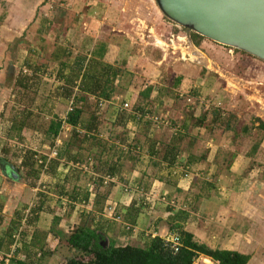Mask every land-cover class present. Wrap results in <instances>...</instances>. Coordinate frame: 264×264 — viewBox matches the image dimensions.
Segmentation results:
<instances>
[{
    "label": "crops",
    "instance_id": "obj_1",
    "mask_svg": "<svg viewBox=\"0 0 264 264\" xmlns=\"http://www.w3.org/2000/svg\"><path fill=\"white\" fill-rule=\"evenodd\" d=\"M113 14L112 8L101 0H0V114L5 104L10 102L15 109L21 111L42 109L48 119L53 116L63 119L72 100L60 95L67 91H71L73 95L87 94V101L92 100L95 104L97 98L92 93L97 94L98 90L83 92L79 90L78 84L84 71L94 78L111 79L108 65L119 68L121 75L113 79L115 91L112 98L109 101H99L105 111L104 118L114 121L117 109H124L121 104L134 103L139 91L151 85L150 97L154 101L147 106L150 109L145 110L151 111L150 114L155 112L154 115L167 117L169 123H176L174 126L181 124L185 129L189 127L188 116L192 113V116L197 117L200 107L186 105L187 109L183 110L180 106V101L183 100L178 97L181 93L179 86L191 87L193 90L190 93L199 96V91L208 86L214 85L218 89L234 80L218 69L210 70L207 67L210 59L199 50L201 56L198 59L201 60L196 64L190 62L192 60L186 62L180 52L176 57H171L167 52L156 51L146 40L137 42L126 30L115 27ZM187 40L184 43L186 49L194 57L198 52L192 49L196 50V47L190 38ZM169 50L168 48L167 51ZM39 54L41 58L38 57ZM168 60L176 61V64L170 65V70L174 66L177 72L172 74V88L162 86L165 80L162 82V65ZM248 63L250 68L254 65V61ZM37 66L38 72L33 73L32 68ZM103 72L105 73L102 74ZM20 79L27 82L29 79L41 81L25 91L22 86H14ZM45 83L49 85L42 89L41 86ZM169 89L174 91L172 95ZM222 89L229 90L227 86ZM25 93L30 94L33 100L16 104L15 100L20 99L19 96L23 99ZM33 94L46 96V103L34 104ZM119 99L124 101L118 103ZM214 99L210 101L215 105ZM155 106L161 109L153 111ZM84 107L87 109V106ZM137 114L132 121H126L128 140L138 133L137 121L140 117ZM169 115L175 118L172 119ZM10 127V120L0 116V165L3 162L13 165L20 176L18 180H12L0 166V240L7 237L5 231L10 224L17 225V229L13 231L14 242H4L0 247L6 256L5 264L14 257L25 260L26 264H64L72 254L66 244V235L91 211L94 198L91 192L88 202H72L67 195L73 189L80 190L78 192L93 190L92 180L96 177L88 172L92 162L79 168L64 156H57V152L62 151L63 144L70 139L72 127L68 124L62 125L53 145L46 140L43 132L37 130L23 129L19 136H10ZM151 128L158 133L162 128L170 129V126L151 124ZM104 130L102 138L112 142L113 137L108 136L113 131L110 133L109 130ZM180 130L181 133L184 132L182 128L179 132ZM75 131L82 132L80 127H76ZM188 133L185 136H189ZM221 133L218 140L211 136L204 140L197 136L189 137L191 141L205 143L206 156L205 161L188 164L186 177L179 173L180 167L187 163L186 152L178 156L177 163L172 167L175 175H170V168L152 165V155L147 151L148 145L156 142L155 147H158L157 144L163 141L154 138L155 135H151L149 131L146 137L140 136L142 151L137 162L133 167L123 166L121 177H113V184L104 204V208L110 205L122 212L131 204L138 206L136 223L131 225L119 222L106 212L100 215L93 213L97 221L101 216L98 226L108 243L112 241L119 245L117 242L121 237L123 244L143 246L154 236L161 237L168 230L178 232L175 227H179L192 234L194 241L211 249L248 255L246 264H264V215L260 214L258 205L254 204V192L261 184L254 181L252 173L246 174V170H243L250 157L254 159V151L246 152L237 147L238 133L223 127ZM26 150L35 151L38 160L43 161V170L36 180L26 176L25 170L19 167ZM76 152L77 147H72L71 154L74 156ZM190 152L197 158L201 156ZM40 157L46 158V161ZM77 157L85 159V152L80 151ZM123 158L121 163L124 164ZM224 159L234 161L223 168L221 165L225 162ZM49 160L52 161L48 169ZM239 163L243 165L236 166ZM252 167L251 163V171L254 170ZM243 172L246 176L241 179ZM210 174L217 184L216 191L196 201L198 189L194 186V181H211L204 177ZM181 202L183 205H180ZM181 208L187 213L184 219L176 215ZM94 226H97L95 220ZM36 239H42L44 250L48 253L42 255L39 252L36 244L34 245L37 243ZM58 256L62 259L58 260ZM202 261L218 264L204 255H198L195 259L199 264Z\"/></svg>",
    "mask_w": 264,
    "mask_h": 264
},
{
    "label": "trees",
    "instance_id": "obj_2",
    "mask_svg": "<svg viewBox=\"0 0 264 264\" xmlns=\"http://www.w3.org/2000/svg\"><path fill=\"white\" fill-rule=\"evenodd\" d=\"M200 38L203 37L193 32L191 40L194 45L198 44V39ZM107 67L109 75H111V79L94 78L87 71H84L80 78V83L78 84L80 91L98 90L97 94L92 93L94 98H97V100L95 101V108H91V112L87 115V119H83V116L86 112L84 106L87 105L89 95H73L71 94V91H67L60 95H63L62 97L64 98L72 100L64 118L61 119L57 116H53V118L48 120L46 126H44L42 122L43 116L38 114L42 112V109L35 113L29 109L21 111L15 109L16 107L14 108L12 104H6L3 112L0 114V116L9 119L11 122L10 136H19L23 129L37 130L46 135V140L50 143V145L54 144L53 141L59 134L62 125H70L72 127L70 139L63 144V147L61 148L62 151L57 152V156H64L67 161H72L73 165L79 168H83L85 165L88 166V163L90 161L92 162L88 172H92L96 177L92 180L93 190L90 192L86 190L78 192L80 190L73 189L68 192L69 194L67 193V197L72 202H88L91 192L94 194V198L91 203L92 212L89 211L85 214L80 224L75 226L69 234L66 235V244L72 254L66 258L64 264H194L198 255H204L213 261H216L218 264H246L249 259L248 255H244L236 251L211 249L204 244L194 241L192 234L181 230L179 227L175 228L181 236L182 244L176 253L173 252L172 249L164 243L161 237L158 236H154L148 244L143 246L132 245L129 243L115 245L112 241L105 245L104 240L106 236L100 226H98L101 216H99L97 221L93 213L95 212L99 215L102 212L110 213L115 220L132 225L136 223V219L139 214V207L131 204L124 212L120 211V209H117L116 207L112 208L110 205L104 208L110 186L113 184V180L104 184V178L107 176L111 178L121 177L120 173L123 166L126 167V165H129L130 163L131 165L129 166L133 167L137 162L142 151L140 140L141 138L146 137L147 133L146 130H138V133H136L131 140H128L126 121L129 119L132 121L137 113L143 115V112H151L147 109L145 110V108H149L147 106H150L154 101L150 97L152 86H145L139 91L136 101L128 104V112H126V109H122L119 113H117L115 120L111 122L117 132L114 135L111 134L108 136L110 138L113 137V141L108 142L107 139H103L101 134L102 130L107 128H104V124L106 123L99 117V114L102 111L99 101H109L112 98L115 91L113 79L121 75V70L119 68H112L108 65ZM33 68L32 72L37 73L39 67L37 66ZM104 73L105 72L102 74ZM40 81V79H29L27 82L25 79H20L14 86H22V88L27 91L26 88L33 87ZM25 94L26 95H23V99L19 96L20 99L15 100L16 104L20 105L24 102L27 103L28 101L30 102L33 100L29 94ZM212 107L213 106H209L205 108L204 113L201 116L195 117L192 116V114L188 116V128L202 127L210 131L212 127H214L217 123L219 125L220 122L222 123L223 129L237 133L238 131L235 124H233V121L230 118L226 119L223 117L219 108L216 109ZM210 111H212V113H210ZM22 112H24V114H22ZM207 114L212 115L209 123H205ZM256 120L259 121L260 127L264 128L263 122L257 118ZM137 125L139 129L140 127L146 128L151 126V122L140 117L137 121ZM172 125L174 126L177 124L170 123V126ZM76 127H80L82 132H76ZM178 127L179 129L182 128L184 132L177 133L179 132L178 129V131L175 132V135H171L168 142H159L157 144L158 147H155L156 142H153L151 145H148L147 151L152 155V165L158 164L163 165V167L167 169L170 168V175H175L172 167L177 163L178 156L182 152H186L187 163L180 167L181 170L179 172L180 175L186 177L188 176L187 174L189 171L188 164L204 160L206 155H201L200 158H197L190 152V150H187L186 148L182 149L180 146V140L185 136V133L188 132V128L185 127L184 129V126L181 124ZM242 130L244 132L248 131L246 127ZM112 131L114 130L112 129L110 133H112ZM140 136L141 138H139ZM257 145L258 144L256 143V146ZM74 146L77 147V152L76 155L73 156L71 151ZM123 146L125 147V152H123ZM252 150H254V146ZM80 151L85 152V159L83 160H81L80 157H77ZM122 157H124V164L121 163ZM40 158L46 161V158ZM38 159L39 158L35 151L26 150L24 151L19 164V167L25 170L26 176L32 177L34 180L39 177L40 172L43 170V161L39 164ZM51 161L52 160L48 161L47 168L48 166L49 168L51 167ZM194 186L198 189V192L195 194L196 201L201 197L214 193L217 188V184L207 180H195ZM177 191L180 192V190ZM145 192L147 191L145 190ZM180 205H183L182 202ZM181 209L182 210H178L176 215L180 219H184L186 218L187 213L186 210L183 208ZM94 220L97 222V226H94ZM16 227L17 225L13 223L7 227V230L5 231L7 237L0 240V247L4 242L8 244L14 242L13 231L17 229ZM36 241L37 243L35 242L34 245L36 244L35 247H38L39 252L42 255L48 253L44 250L42 239H36ZM5 258V254L1 252L0 248V264H5ZM9 263L26 264L25 260H21L20 258L16 259L15 257L11 258L8 264Z\"/></svg>",
    "mask_w": 264,
    "mask_h": 264
},
{
    "label": "rangeland",
    "instance_id": "obj_3",
    "mask_svg": "<svg viewBox=\"0 0 264 264\" xmlns=\"http://www.w3.org/2000/svg\"><path fill=\"white\" fill-rule=\"evenodd\" d=\"M101 1L106 5H108L110 8H112L114 12L112 18L115 17V23H114L115 27L126 30L131 36H133L136 39L137 42H143L144 40H146L151 44L152 48H154L156 51L158 50V52L160 51L167 52L170 54L169 56L171 57L172 56L176 57L180 52L181 53L180 56L182 58H185L186 62H188V60H192L190 62H195L196 64L199 63L201 60L198 59V57L201 56L199 55L200 54L198 52L199 50L210 59V64H208L207 66L210 70L218 69L224 75L232 77L234 79L232 81H228L227 85L224 84L222 86V88H225L227 86L229 88L228 91H224L221 87L217 89L214 85L213 86L211 85L205 88L204 90L199 89L200 91L198 95L208 101H210V99L215 98L216 99V100L214 99L215 103L218 104L219 107L213 106L212 108H216V109L219 108V111L223 114V117H225L226 119L230 118L233 121V124H235L236 126V129L238 131L237 133L239 134V137L236 141L237 147L239 146L240 149H243L246 152L254 151V159H251L250 157L248 163L245 166V169L243 170H246L245 172L246 174L248 172L252 173L254 175V181L257 184H261L260 187L259 188L257 187L254 192L255 194L254 204L258 205L260 214L264 215V128H261L259 121L256 120V118L260 119L264 124V61L250 54H247L241 50L216 43L205 37L198 39V44L195 45L196 50L192 49L194 50V52L196 53L198 52V53L196 54V56L193 57L191 51L186 49V46L184 44L188 41L187 38L191 39L193 32L187 30L186 28H183L182 26H179L178 24L166 18L159 10L155 0H101ZM55 2H58V0H55ZM44 43L45 42H43V44ZM35 44L36 46H38L37 42H35ZM38 47L40 48V46ZM168 48L171 51L173 50L176 51L175 52H171L170 50L167 51ZM11 51H14V49H11ZM38 57L41 58L40 54ZM248 61L249 62L254 61V65L252 64L251 68ZM174 64H176V61L169 62L168 60L166 64L162 65L161 74L164 76L162 82L165 79L162 86L166 85L167 86L166 88H172L174 85V81H172L173 79L172 74H176L177 72L174 66L172 67V70H170V65L172 66ZM4 82L5 85H7L6 84L8 83L7 80H5ZM48 85L49 84L45 83L41 87L42 89H46ZM178 89L184 95L186 94L193 95L192 93H190V90H193L191 89V87H186V85H184L181 87L179 86ZM169 92H171L172 95L174 91L172 90L170 91L169 89ZM33 97H34V104L41 105L46 103L47 98L42 94L37 96L33 95ZM119 100L120 101H118V103L119 102L122 103L124 101L122 99ZM93 103L94 102L92 100L87 101V105H86L87 109H85L86 112L83 116L84 118H87V115L89 114V112H91V108L95 106V104ZM7 104H10V102H8ZM122 105L123 104H121V107ZM180 106L183 108V110L187 109L184 101H180ZM195 106H198V104ZM199 107L200 108L196 113L197 117L201 116L206 108V107L204 108L202 105L201 106L199 105ZM122 108L126 109V112H128L127 111L129 109L128 106ZM160 109L161 108L159 106H155L154 108H152V110L156 112H158V110ZM119 111H121V108L117 109V113H119ZM34 112L37 113L38 111L36 110ZM210 113H212V111H210ZM38 114L43 116L42 122L43 125L46 126L49 120L47 117H45L46 113L40 112ZM154 114L155 112L151 113V116H153ZM104 115H105V111L103 109L99 114V117L102 118L103 121L106 123L104 124V128H107L110 132L113 129L114 131L112 134L113 135L116 134L117 132L115 131V128L111 124V122L113 121L107 120L106 118H104L105 117ZM169 116H171L172 119L175 118L173 115H169ZM211 116H212L211 114L206 115L205 123L210 122L212 118ZM144 118L148 119L146 116ZM165 118L168 119L167 117ZM175 121H178V119L177 120L175 119ZM216 125L212 127L210 131L208 129L201 127H198V129L188 128V132L190 133V135L181 138L180 140L181 148L182 149L186 148L187 150L195 152L198 155H206L205 143L201 141L199 142L191 141L189 137L192 135L199 137L200 140H204L207 137L211 136L218 140L219 135L222 134L221 133L222 123L219 122V125L218 123ZM244 127H246L248 131L244 132L242 130ZM173 128L174 126H170V129L162 128V130L156 133L155 130L153 131L154 128L152 129L151 126H149L146 128L140 127L139 131L146 130V133H148L149 131L151 135L152 134L155 135L153 136L154 138L156 137L159 140H162L163 142H168L170 140L171 135H175L174 132H177L174 131ZM181 132L182 131L180 130V132L177 133H181ZM256 143L258 144L257 146ZM253 146H254V150H252ZM223 161L225 162H223L221 166L224 168L226 167V165H228V163L231 164L234 161V159L233 160L224 159ZM251 163L253 164L252 167V169H254L253 171H251L250 168ZM129 165L131 164L129 163ZM238 165L242 166L243 164L239 163L236 166ZM245 173L243 172L242 176H240L241 179L242 177L244 178L246 176ZM204 177H207L206 179H210L211 182L215 183V181H213L214 180L213 175L211 174L209 176L204 175ZM243 185L244 184H242V186ZM179 196L182 197L181 194ZM120 238L117 243L119 245H122L124 241ZM60 257L61 256L57 257L58 260ZM61 259L62 258H60V260Z\"/></svg>",
    "mask_w": 264,
    "mask_h": 264
},
{
    "label": "water",
    "instance_id": "obj_4",
    "mask_svg": "<svg viewBox=\"0 0 264 264\" xmlns=\"http://www.w3.org/2000/svg\"><path fill=\"white\" fill-rule=\"evenodd\" d=\"M172 22L216 43L264 61V0H155ZM4 174L20 178L17 168L3 162ZM7 167V171H6ZM105 245L108 240L105 239Z\"/></svg>",
    "mask_w": 264,
    "mask_h": 264
},
{
    "label": "built area",
    "instance_id": "obj_5",
    "mask_svg": "<svg viewBox=\"0 0 264 264\" xmlns=\"http://www.w3.org/2000/svg\"><path fill=\"white\" fill-rule=\"evenodd\" d=\"M178 97L180 99H182L184 101V103L188 106H195V105H202L204 108L206 107H209V106H218V104H213L212 101H208L206 99H204L203 97L201 96H193V95H184L182 93H179L178 94ZM99 105L101 106V103H99ZM128 104L124 103L123 104V107H127ZM138 116H140L139 114H137ZM143 115H145L148 120L151 122V124H154V125H162V126H170V123H169V120L166 119L165 117L163 116H156V115H153L151 116L150 113H144ZM144 116V117H145ZM179 127L178 126H174L173 130L174 131H178ZM39 163H42L41 160H38ZM113 178L107 176L104 178V184H106L107 182H110L112 181ZM161 239L164 241V243L169 246V248L172 249L173 252H178L179 248L181 247V236L179 235V233L175 230H168L166 231L162 236H161ZM207 262L206 261H202L201 264H206ZM194 264H199V263H196L194 262Z\"/></svg>",
    "mask_w": 264,
    "mask_h": 264
}]
</instances>
